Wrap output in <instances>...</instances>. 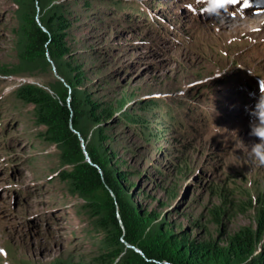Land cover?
<instances>
[{
	"label": "rangeland",
	"instance_id": "rangeland-1",
	"mask_svg": "<svg viewBox=\"0 0 264 264\" xmlns=\"http://www.w3.org/2000/svg\"><path fill=\"white\" fill-rule=\"evenodd\" d=\"M91 2L0 0V264H114L105 236L114 233L62 180L71 170L62 150L18 97L27 85L99 104L103 125L81 124L85 144L102 146L153 226L222 245L256 231L264 167L248 153L260 143L250 133L264 95V0H241L222 19L192 0ZM32 3L39 25L62 7L63 59H25L20 16Z\"/></svg>",
	"mask_w": 264,
	"mask_h": 264
},
{
	"label": "trees",
	"instance_id": "trees-1",
	"mask_svg": "<svg viewBox=\"0 0 264 264\" xmlns=\"http://www.w3.org/2000/svg\"><path fill=\"white\" fill-rule=\"evenodd\" d=\"M115 5L116 9L119 8V4L115 3ZM89 6H92L91 0H84L83 7ZM56 8L61 9L55 12L53 17L44 19L42 25L36 21L33 3L21 11V31L26 39L25 59L43 60L49 54L52 59L61 60L69 54L65 41L70 24L62 14V7ZM67 82L74 90L76 89L72 80ZM18 97L24 103L32 104L36 108L37 123L46 128L45 138L62 150V163L71 169L62 175V180L69 183L74 193L90 201L92 213L101 220L99 225L115 234L105 235L109 237L108 249L113 253L112 263H264L263 254L257 257L254 255L264 234V205L257 210L258 229L255 231L253 228L244 227L230 235L224 245L215 240L197 243L183 234L173 233L159 225L153 226L151 215H145L135 203L126 199L125 187L121 181L123 176L120 177L121 175L111 168L108 154L102 151V146L85 144L87 138L81 124L86 119H97L99 104L82 99L76 92L69 101L67 91L53 96L47 90L31 85L22 87ZM123 105L124 103L121 106ZM104 111L107 113L103 119H110L115 114L111 109ZM95 122L100 126L103 125L100 120ZM142 128L146 131L144 133H149V136L159 134L157 131H148L146 124H143ZM164 131L160 129L161 133ZM214 218L217 223H221L220 212L215 213ZM122 254L123 259L116 262L115 259Z\"/></svg>",
	"mask_w": 264,
	"mask_h": 264
},
{
	"label": "clouds",
	"instance_id": "clouds-1",
	"mask_svg": "<svg viewBox=\"0 0 264 264\" xmlns=\"http://www.w3.org/2000/svg\"><path fill=\"white\" fill-rule=\"evenodd\" d=\"M258 2V1H257ZM203 4V9L199 11L210 17L222 19L228 14L229 8L233 6V0H192L189 7H197ZM262 93L264 89L261 88ZM255 119L251 123V135L259 138L260 143L253 144L249 149L248 156L259 166L264 167V95L258 101L256 109L253 113Z\"/></svg>",
	"mask_w": 264,
	"mask_h": 264
},
{
	"label": "snow or ice",
	"instance_id": "snow-or-ice-1",
	"mask_svg": "<svg viewBox=\"0 0 264 264\" xmlns=\"http://www.w3.org/2000/svg\"><path fill=\"white\" fill-rule=\"evenodd\" d=\"M240 2H241V0H233V4H234V5H236V4L240 3ZM244 2H245V6L247 7V2H246V0H244Z\"/></svg>",
	"mask_w": 264,
	"mask_h": 264
},
{
	"label": "bare ground",
	"instance_id": "bare-ground-1",
	"mask_svg": "<svg viewBox=\"0 0 264 264\" xmlns=\"http://www.w3.org/2000/svg\"><path fill=\"white\" fill-rule=\"evenodd\" d=\"M250 19V18H249ZM254 19H256L255 17L254 18H252V20H254ZM228 20V19H227ZM245 20V19H244Z\"/></svg>",
	"mask_w": 264,
	"mask_h": 264
},
{
	"label": "water",
	"instance_id": "water-1",
	"mask_svg": "<svg viewBox=\"0 0 264 264\" xmlns=\"http://www.w3.org/2000/svg\"><path fill=\"white\" fill-rule=\"evenodd\" d=\"M84 149H85V147H84Z\"/></svg>",
	"mask_w": 264,
	"mask_h": 264
}]
</instances>
